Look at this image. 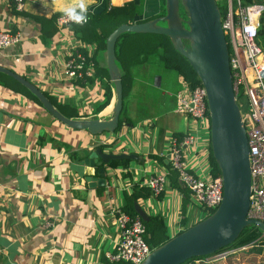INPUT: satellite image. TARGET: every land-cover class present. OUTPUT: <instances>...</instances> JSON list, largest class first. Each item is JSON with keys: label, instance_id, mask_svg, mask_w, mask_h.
Instances as JSON below:
<instances>
[{"label": "crops", "instance_id": "0c3cea01", "mask_svg": "<svg viewBox=\"0 0 264 264\" xmlns=\"http://www.w3.org/2000/svg\"><path fill=\"white\" fill-rule=\"evenodd\" d=\"M130 2L143 4L135 23L164 14L161 0H26L22 13L13 0H0V31L21 37L19 45L0 53V66L37 86L69 119L110 120L116 94L106 50L82 41L71 28L61 32L56 19L69 9L81 12V6L83 14L97 15ZM73 42L96 47L95 76L85 82L63 77V55ZM127 55L121 47L125 65ZM161 58L156 54L130 68L121 124L115 133L100 136L68 128L0 74V264H113L106 255L119 241L115 213L133 186L170 172V149L179 138L195 137L196 145L184 149L186 160L208 172L202 160L207 131L176 113V97L186 81ZM97 148L138 158L117 168L105 166L106 186L92 188L86 177L99 178L98 168L82 163ZM185 192L170 182L161 198L137 204L161 219L173 238L190 226L192 202Z\"/></svg>", "mask_w": 264, "mask_h": 264}, {"label": "water", "instance_id": "95a60500", "mask_svg": "<svg viewBox=\"0 0 264 264\" xmlns=\"http://www.w3.org/2000/svg\"><path fill=\"white\" fill-rule=\"evenodd\" d=\"M165 9V14L154 20L121 25L106 40L107 69L116 94L110 120L69 119L37 86L0 66V74L25 87L54 119L68 128L100 136L118 130L123 111L124 89L116 56L117 42L122 35L166 36L174 49L187 60L207 93L211 151L223 179V201L211 216L153 249L142 264H185L196 258L214 256L233 245L242 232L251 226L264 235V223L248 218L251 195L249 146L241 109L233 90L230 51L222 28L218 1L166 0ZM182 9L186 17L182 16ZM137 158L136 155L106 154L97 148L82 164L98 168L99 178L86 177V181L92 188L105 187V166L112 161ZM135 210L143 222L149 220L148 214L137 203Z\"/></svg>", "mask_w": 264, "mask_h": 264}, {"label": "built area", "instance_id": "2783aa9c", "mask_svg": "<svg viewBox=\"0 0 264 264\" xmlns=\"http://www.w3.org/2000/svg\"><path fill=\"white\" fill-rule=\"evenodd\" d=\"M13 4L19 13L26 9V0H13ZM67 12L61 13L56 19L61 32H68L72 26H83L88 21L86 17L84 22L78 23L70 18ZM263 12L262 4L243 5L242 0H229L227 12L222 17V28L230 51L233 90L241 109L249 146L251 195L248 218L262 223H264V50L258 44V31ZM20 42L21 37L18 34L0 31V53L19 45ZM95 50V46L87 47L80 42L70 44L63 55L61 65L66 81L85 82L95 76L96 63L93 57ZM176 98V113L201 125L206 129L208 136L203 145L202 159L210 167L206 174L200 164L193 169L186 160L184 149L196 145L194 136L185 137L180 143L173 144L170 149L171 169L178 173V181L189 192L191 198V212L188 218L190 228L211 216L220 207L224 195L223 179L221 175L213 177L211 174V125L205 88L202 85L193 87L186 82L184 89ZM170 176L168 171L156 173L150 175L139 186L148 187L152 193L151 197L158 198L169 187ZM115 216L119 241L114 252L106 255L107 260L113 264H142L152 252L145 240L146 228L143 221L139 217L131 218L122 210L117 211ZM183 231L185 230H180L179 233ZM263 238L264 235L261 233L259 241ZM254 245L219 252L197 262L217 263Z\"/></svg>", "mask_w": 264, "mask_h": 264}, {"label": "trees", "instance_id": "16d2710c", "mask_svg": "<svg viewBox=\"0 0 264 264\" xmlns=\"http://www.w3.org/2000/svg\"><path fill=\"white\" fill-rule=\"evenodd\" d=\"M217 1L220 11L222 13V17H224L227 12V8L225 9L222 8L219 2L220 0ZM161 2L163 7L162 14L163 13L165 14L166 0H161ZM254 3L264 5V0H242L243 5H251ZM182 12L184 13L183 9L181 11V14ZM142 13H143V4L137 6L133 2L127 3L121 7H108L105 11L97 15L84 14L85 17L88 18L87 23L83 26H77V25L72 26L71 30L73 29L72 31H74V33H76V35H78L82 41L88 44H95L97 45L98 49L106 50V40L109 37V35L121 25L135 24L134 22L135 16L137 14L141 15ZM163 15H160V17ZM156 18L158 17H155V19ZM140 23H144V22H140ZM258 44L264 50V12L260 19V28L258 31ZM121 47H124L128 54L127 55L128 61L126 65L125 62L121 61ZM156 54L162 55L161 59L167 69L178 71L183 76L184 80L190 83L193 87L201 85L197 78V75L194 73L187 60L174 49L170 40L166 36L127 33L120 37L116 46L117 63L118 62L120 63V66L119 65L118 66L122 74L124 100L126 97L127 78L130 75V68L132 66H136L147 62L150 56ZM6 78L10 79L13 83L18 85V87H20V89L23 92L27 93L32 99H34L36 102L40 104L37 98L33 96L25 87H23L21 84H19L17 81H15L10 77L6 76ZM110 98L111 95L108 94L105 105L108 104ZM48 99L55 106L54 101L50 97H48ZM125 106L126 105L124 102L122 114L124 113ZM57 108L59 109V107ZM121 117H120L119 125L121 124ZM181 141L182 138H179L176 141V143H180ZM128 163L129 162L127 160L112 161L110 163V166L112 168H117L121 165H125ZM210 164H211L212 176L213 177L220 176V171L214 162L212 151L210 156ZM170 174H171L170 177L171 186L185 192L182 189L180 182L178 181V173L170 169ZM163 194L160 195L158 198H161ZM151 195H152L151 190L148 187L139 186V185L133 186L132 192L130 194L127 193L125 196L126 203L122 208V211L127 215H129L131 218H137L138 215L135 210V204L140 202L141 200L149 199ZM143 223L146 228L145 240L152 250L164 245L166 242H168L171 239L167 235L166 226L164 225L163 221L158 217H149V220ZM184 226L186 227V224H184ZM260 238H261V232L256 227L253 226L247 227L233 245L223 250L230 249L233 247L238 248V247L251 246L257 243L253 247H249V248L250 250H253V252L255 253H262L264 252V238L261 241H259ZM223 250H221L220 252H222ZM197 260H199V258L188 261L185 264H196Z\"/></svg>", "mask_w": 264, "mask_h": 264}, {"label": "rangeland", "instance_id": "374dc122", "mask_svg": "<svg viewBox=\"0 0 264 264\" xmlns=\"http://www.w3.org/2000/svg\"><path fill=\"white\" fill-rule=\"evenodd\" d=\"M219 2L221 4L222 8H224V9L228 8L229 0H220ZM182 16L186 17L185 13L182 12ZM118 65L120 66L119 62H118ZM126 95H127V91H126ZM140 114H141V111H140ZM188 194H189V192H188ZM239 248H243V247H238V248L233 247V248H230V249L223 250L221 253L227 252L228 250L239 249ZM239 258H241V259L239 261H237ZM232 259L235 260V261L232 262L231 261ZM202 260H205V258L199 259L197 261H202ZM227 262H229V264H264V252L255 253V252H253V250H250V248H247L246 250L241 251L240 253H238L237 256H232L231 259H230V257L224 259L223 264L227 263ZM220 263H222V262H220ZM220 263H218V264H220ZM197 264H204V263H198L197 262ZM213 264H216V263H213Z\"/></svg>", "mask_w": 264, "mask_h": 264}, {"label": "clouds", "instance_id": "9594fccd", "mask_svg": "<svg viewBox=\"0 0 264 264\" xmlns=\"http://www.w3.org/2000/svg\"><path fill=\"white\" fill-rule=\"evenodd\" d=\"M83 13H84V9L81 6V12L79 14H77L74 9H69L68 12H67V15L70 18L75 19L76 22L80 23V22H84L85 19H86L85 15Z\"/></svg>", "mask_w": 264, "mask_h": 264}]
</instances>
